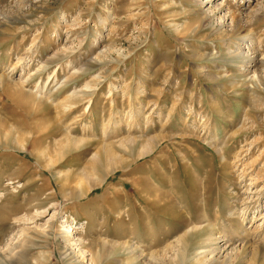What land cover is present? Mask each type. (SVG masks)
Masks as SVG:
<instances>
[{"label":"rangeland","instance_id":"obj_1","mask_svg":"<svg viewBox=\"0 0 264 264\" xmlns=\"http://www.w3.org/2000/svg\"><path fill=\"white\" fill-rule=\"evenodd\" d=\"M201 1L0 0V254L28 229L38 244L28 264H64L55 244L73 225L85 264L100 252L121 264L112 247L126 241L142 256L136 264H163L181 237L194 251L212 220V254L192 264H264V0ZM239 47L260 61L247 65L262 83L241 76L230 54ZM66 136L76 149L49 168L71 149ZM149 142L156 150L140 157ZM106 147L117 160L103 157V183L66 199L59 180L91 172ZM140 177L174 193L166 219L137 220L148 211L133 186ZM26 214L36 219L16 223ZM49 225L48 245L39 231Z\"/></svg>","mask_w":264,"mask_h":264},{"label":"bare ground","instance_id":"obj_2","mask_svg":"<svg viewBox=\"0 0 264 264\" xmlns=\"http://www.w3.org/2000/svg\"><path fill=\"white\" fill-rule=\"evenodd\" d=\"M198 1H200L201 4L203 3L201 0H198ZM228 2H229L228 0H225L224 5L226 6L228 4ZM232 19H233V22L235 23V25L237 24L235 26L236 31H239L240 27L238 26V18L235 17V15L233 14ZM237 50H238L237 54L236 53H230V54H232L233 57L236 58V61H238L237 65H238V69L241 70V76L248 78L249 76H251L250 75L251 73H249L250 68L247 64H249V65L251 63L252 64L253 63L258 64L260 61L256 60L255 58H251V59L247 60L246 58L248 56L246 57V54H248L249 51L248 52L242 51V49L240 47ZM56 58H58V57H56ZM255 67H256V65H255ZM209 77H210V75H209ZM254 80H256V81L258 80L261 83L263 82V79L261 80L260 76H257V77L254 75L251 76L250 81H254ZM25 96H26V94H24L23 91L16 90L14 93H12L11 98H12L13 103L16 106H18L19 108L21 107V108L26 110L27 108H29L28 103H30V99L26 98ZM73 97L74 96H68L65 99L66 100L65 106L64 105H61V106L68 108V106H70V104L74 103ZM39 109H40V106H36L33 108L34 111L39 110ZM64 142L67 144H70L71 149L66 151L68 148V147H66V149H63L61 151H57L55 153V155L53 156V159H52L53 164L49 165L48 166L49 168L54 166L56 163H58L71 150H74L73 147L75 148L77 146V143H78L76 140L73 141L69 136L65 137ZM150 143L151 142H149L147 144V147H145L144 150L139 153L140 157L144 154H149L150 151H151V153L154 152L153 151L154 149L156 150V147H154L152 145H151L150 149L148 148V145H150ZM158 152L159 151H157L154 155H156ZM103 157L105 158L104 159L105 164H111L112 162L117 160L115 150L109 149L108 147H106L104 149L101 148V150H99L96 153V156L94 157V160H93L94 163L91 164L92 165L91 172L84 171L81 174H78L75 177V179H73V181L67 180L64 177L59 180L60 182H62V184L60 185V190L66 199L71 200V201L82 199V198L86 197L92 190L99 187L103 183V180L100 179L99 176H97L101 172V170L103 169L102 166H104L102 164ZM166 162H167V159H164L163 164H165ZM107 167H108V165H107ZM182 169L186 173V175H189V177H187V180H189V182H192V177H191L192 175L188 174L189 168L184 166ZM150 170L153 173V175L159 177L160 170H159V167L156 166V164H153L151 166V168H149V171ZM174 170L177 171L178 167ZM104 173H105V171H104ZM143 178L144 177H140V178L136 179L135 182L133 183V186H134L135 190L137 191L136 194H140L139 202L141 204H144V206L147 207L148 211L146 214H144L142 212H141V214H137L138 215L137 220L139 222H145V221L151 219L150 212H152V213L155 212L153 217L161 216V217H163V219H166L164 216L165 214L163 215V213L160 211H162L167 206L169 207L171 205L170 195L173 196L174 193L173 194L169 193L170 194L169 195L164 190H161V189L157 188L156 186L153 187L150 184V182L148 181V179H146V178L143 179ZM71 182L72 183L74 182L75 184L73 186L70 185V186H72L70 188V193L68 195L66 194L67 195L66 196L64 194L65 193L64 190L67 188L66 186L68 185V183H71ZM208 189H210V187L207 186V183H206L205 189H204V195L205 196H207V194H208ZM2 197H3V194L0 193V199ZM133 210L136 211V213H137L138 207L134 206ZM44 214H46L45 211L42 214L37 215L36 218L43 217ZM34 218H35L34 215L26 214L25 217L24 216L18 217L15 219V221H16V223L22 224V222L26 223L30 220L32 222V220ZM133 219H134V215L132 213L129 220H133ZM64 223H67V222H64ZM207 227L210 228V229H208L209 233H208V235H206L207 237L201 243L198 244V246L196 247V249L194 251L188 250V248H187L188 246H186V248H182V245L184 244L185 236L181 237L177 242L172 244L173 246L174 245L176 246L178 244L177 245L179 248L178 253L174 254L175 255V256L173 255L174 257H170V258L165 257L163 259L164 260L163 262L165 264H192L193 261H200V258H202L204 256L206 257V261H207V256L209 254H212L211 248H212V245L214 244V241H216V238L214 240L215 228L213 229L212 220H208ZM52 230H53L52 226L49 225L47 227L42 228L39 231L40 232L39 237L42 238L41 240H44V242L47 243L48 245H49V242L50 243L52 242L51 237H50L52 235ZM74 230H75V228H73V225H67L66 227H64L63 230H61V233H59V237H61L62 242L57 243L55 245L58 246L57 248L59 249V252H60L61 257H62L61 259H62L64 264H85L87 262L85 260V258L83 257L85 252H83V254H81L82 255L81 257H79L78 252L76 251L80 246H81V248H79V249H83L82 248L83 244L80 243L81 240L76 239L74 237ZM167 231H168L167 233L170 232L169 229ZM35 232H37V229L35 230ZM37 235H38V233H37ZM55 239L60 240L57 237ZM152 244L150 246H152ZM37 245L38 244L35 241V239L32 238L30 231H28V229H23L21 231V238L19 239V241L15 244H11V246L6 250V253L0 254V264H19L22 261H25V263L28 264V261H27L28 251H29V249H32V248H34V246H37ZM169 247H165L164 249H162V251H164L163 253H165V251H167L169 249ZM112 249L116 250L117 252L122 253L123 259L122 258L120 259L121 264H129L132 261L134 264H136L139 257L140 258L142 257V256H140V253H138L135 250L136 248L134 249V248H132V246L129 245V243L127 244V241L122 242V244H120L118 246H113ZM54 253L55 252H52L53 257L55 255ZM109 253H110V251H109ZM96 254L97 255H95L94 257L92 256L94 259V262H93V260H92V262L94 264H98L101 262H103L105 264L107 262V260L109 259V258L106 259L107 257L106 258L104 257V255H105L104 253L100 252V253H96ZM104 258H105V260H104ZM50 260H51V257L49 256V258L47 260H45L44 262H42V264H47L48 262H50Z\"/></svg>","mask_w":264,"mask_h":264}]
</instances>
